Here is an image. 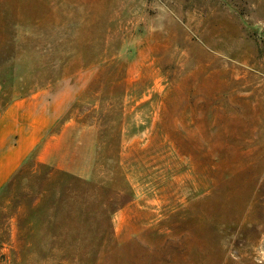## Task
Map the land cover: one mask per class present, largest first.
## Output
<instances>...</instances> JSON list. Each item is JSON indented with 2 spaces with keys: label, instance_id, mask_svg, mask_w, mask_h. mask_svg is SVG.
Wrapping results in <instances>:
<instances>
[{
  "label": "rangeland",
  "instance_id": "rangeland-1",
  "mask_svg": "<svg viewBox=\"0 0 264 264\" xmlns=\"http://www.w3.org/2000/svg\"><path fill=\"white\" fill-rule=\"evenodd\" d=\"M0 84L75 97L0 264H264V0H0Z\"/></svg>",
  "mask_w": 264,
  "mask_h": 264
},
{
  "label": "crops",
  "instance_id": "crops-1",
  "mask_svg": "<svg viewBox=\"0 0 264 264\" xmlns=\"http://www.w3.org/2000/svg\"><path fill=\"white\" fill-rule=\"evenodd\" d=\"M74 99L63 85L11 95L0 84V195L66 117Z\"/></svg>",
  "mask_w": 264,
  "mask_h": 264
}]
</instances>
